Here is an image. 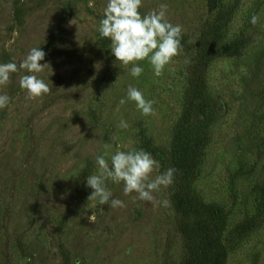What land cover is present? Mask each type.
Segmentation results:
<instances>
[{
	"label": "rangeland",
	"instance_id": "374dc122",
	"mask_svg": "<svg viewBox=\"0 0 264 264\" xmlns=\"http://www.w3.org/2000/svg\"><path fill=\"white\" fill-rule=\"evenodd\" d=\"M107 3L0 0V63L19 66L36 47L46 53L40 63L47 64L40 73H12L0 86V95L10 97L0 109V264H61V251L69 264L183 259L171 205L134 199L135 192L125 195L123 183L111 181L105 183L112 198L126 206L99 205L88 201L93 190L86 178L96 173L95 157L104 154L105 144L111 145L109 164L117 150H140L148 140L157 158L170 151L191 86L189 64L214 12L205 0H142V16L167 4L168 22L182 26L181 49L161 76L144 60L136 62L144 71L133 77L131 64L122 67L110 45L101 46L98 27ZM16 8L20 22L14 21ZM254 14L260 17L256 25L250 22ZM227 28L225 42H246L238 56L215 58L204 70L201 84L220 112L195 189L226 212V264H264V0H238ZM26 74L44 80L50 92L28 99L19 85ZM129 86L155 101L154 115H142L133 101L120 104ZM121 120L126 129L118 126ZM159 165L150 178L163 173ZM170 188L154 192L155 201L169 200ZM246 221L251 230L239 234L237 226Z\"/></svg>",
	"mask_w": 264,
	"mask_h": 264
},
{
	"label": "clouds",
	"instance_id": "9594fccd",
	"mask_svg": "<svg viewBox=\"0 0 264 264\" xmlns=\"http://www.w3.org/2000/svg\"><path fill=\"white\" fill-rule=\"evenodd\" d=\"M142 0H108L104 9V18L99 22L98 32L101 38L110 40L111 53L120 62L122 67L130 68V75L139 77L144 69L136 62L147 60L154 75L159 77L163 69L181 49L182 26L173 25L166 19L167 4H160L159 10H152L141 15L139 8ZM260 21L258 15L251 17V23L256 25ZM46 53L41 48L33 47L29 50L19 66L15 62L0 63V86H5L10 80V74L20 70L27 73H40L44 66L41 64ZM118 79V77H117ZM19 85L25 91L28 99H36L50 92L44 80L35 74L22 75ZM10 97L0 95V109L7 106ZM133 101L142 115H154V100H146L143 93L135 87L129 86L126 99L122 98L120 104ZM120 128L126 129L127 122L121 120ZM103 155L95 157L96 173L86 178V184L93 191L89 200H98L99 205H109L110 208L125 207L123 201L112 198V193L106 187V181L123 183V192L129 195L133 192L143 201L160 203L170 206V201L165 199L156 202L153 193L160 188L173 183L175 168H168L163 173L150 178L154 171L159 170V162L150 153L143 149L117 150L111 155L109 164L105 157L109 155L111 145H103Z\"/></svg>",
	"mask_w": 264,
	"mask_h": 264
},
{
	"label": "trees",
	"instance_id": "16d2710c",
	"mask_svg": "<svg viewBox=\"0 0 264 264\" xmlns=\"http://www.w3.org/2000/svg\"><path fill=\"white\" fill-rule=\"evenodd\" d=\"M205 1L207 11L214 12V15L197 39L196 55L189 64L191 86L180 118L172 129L170 151L160 159L156 157L155 150L149 148V140L141 145L161 164L163 172L168 168L176 169L169 189V201L174 214V227L184 248L179 264H226L228 254L222 239L227 225L226 212L218 204L204 202L195 189L209 130L220 112V107L211 102L201 81L204 70L215 58L238 56L246 40L225 42L228 23L238 0L226 6L223 5L224 0ZM21 12L20 8L14 10V21L20 22ZM99 38L102 48L108 49L110 40L100 35ZM259 191L264 195V188ZM251 228L252 222L246 221L236 230L245 234ZM61 255V264H69L67 253L61 251Z\"/></svg>",
	"mask_w": 264,
	"mask_h": 264
}]
</instances>
